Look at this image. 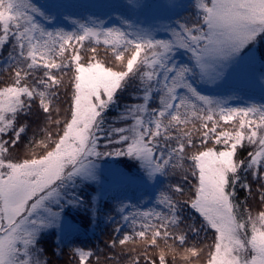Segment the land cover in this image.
<instances>
[{"label":"snow or ice","instance_id":"1","mask_svg":"<svg viewBox=\"0 0 264 264\" xmlns=\"http://www.w3.org/2000/svg\"><path fill=\"white\" fill-rule=\"evenodd\" d=\"M76 7L108 19L58 27ZM234 75L264 101V0H0V264H54L46 237L63 256L67 215L98 218L114 180L134 186L113 197L119 257L73 245L68 264H264V103L204 94ZM130 88L127 126L106 128ZM113 156L135 176L105 175Z\"/></svg>","mask_w":264,"mask_h":264},{"label":"trees","instance_id":"2","mask_svg":"<svg viewBox=\"0 0 264 264\" xmlns=\"http://www.w3.org/2000/svg\"><path fill=\"white\" fill-rule=\"evenodd\" d=\"M183 15L187 16L189 15L188 12L183 13ZM6 54V53H5ZM227 93H232L233 96H240L243 99H246L247 101L257 102L260 100L258 96L248 94L245 90H226ZM134 93L132 89H128V91L124 93H117V100L116 102L106 111L105 116V127L113 126V127H120V126H127L125 124L120 123V115L124 112L125 106L129 103L135 102L132 97ZM224 97H227L228 95H222ZM63 99V97H62ZM232 100V99H231ZM230 103H235L234 101H230ZM245 103V101H244ZM66 106V105H65ZM34 121L32 123V128L35 129L37 122L35 121V118H32ZM28 136H32V131L30 130L28 133ZM101 149H103V144L105 141L101 140ZM243 154V153H241ZM110 158V157H107ZM104 158V159H107ZM119 167H121L123 170H125L128 173L136 174L137 169L135 167L128 169L125 166V162L128 164L133 163L131 160H128L125 157H111ZM123 161V162H122ZM180 179V177L177 176H170L167 179H165V183H173ZM93 188V186H92ZM95 188V187H94ZM87 192H84L85 197L90 196L88 192L92 190L91 188H86ZM130 189L133 191L134 189L130 187ZM129 187L125 188L120 185H113L109 189H107V195L105 196V200L102 203H106L108 206L104 208V213L101 214L98 218L92 219L91 216L87 215L84 212H75V215L71 213L70 219L74 221L77 225V231L69 236H65L63 243H61L60 247L63 248L64 255L60 257H56L53 255L54 252L58 251L57 248V237L55 235H49L46 237V242L42 243V247L47 249V258L52 260L54 264H68V260L70 258L69 252L73 245H87L88 247H91L93 250H99L101 253L104 254H116L119 257V249L116 250H109L106 247V242L109 241L110 237H115L118 235L114 232V229L121 224L120 216L116 214L115 211H112V207L117 203L116 199H113V197L117 198H123L125 193L130 190ZM246 193L243 190L238 191V198L240 200H243ZM125 203L127 201L125 200ZM188 214V210L185 209V215ZM198 215V214H196ZM111 217L109 219L108 217ZM71 242V243H69ZM103 260V256H102Z\"/></svg>","mask_w":264,"mask_h":264},{"label":"rangeland","instance_id":"3","mask_svg":"<svg viewBox=\"0 0 264 264\" xmlns=\"http://www.w3.org/2000/svg\"><path fill=\"white\" fill-rule=\"evenodd\" d=\"M109 2H111V0H35V3H37L38 6H48V5H52V4L101 5V4H106ZM149 2H156V0H149ZM185 2H187V0H185ZM61 11H62V15L60 16L61 23L57 26L58 27H64L65 30H72V25L70 23L72 19L86 18L89 15L99 16L101 19H104L105 21H107V19H108L107 16L103 15L104 11H106V10L101 9L99 7H90L87 10H85L83 8L76 7V8H70L68 10H61ZM69 12L75 13V15L68 16ZM112 15L115 16L117 14L113 13ZM65 16H68V19H64ZM109 26H111V25H109ZM178 59L186 62L187 54H181L178 57ZM231 89L245 90L248 94L255 95V96H258L260 98V93L258 90H249L248 88H246L242 85L239 75L233 76V78L229 82V87L221 88V89H215L213 92H205L204 94L217 95V96H222V95L231 96V99H232L231 101L235 102V103H232L231 106L243 107L249 103H264V101H262L261 99L258 100L257 102H252V101H247L246 99H243L242 97L237 96V95L233 96L232 93H229V92L227 93V91H226V90H231ZM244 101H245V103H244ZM106 160L110 161V163L104 164L103 161H101V167L104 169L105 175H110V173L113 170H117V169L126 172L121 167H119V165H117V163L111 157L107 158ZM126 173H128V172H126ZM128 175L129 176H135V174H131V173H128ZM113 185H120V186H123L125 188L129 187V189H130V187H132L134 189V186H129L125 183L120 182L119 180H114V181L110 182L109 184H107L106 189H109ZM94 187H95V185H93V188ZM85 191L87 192V189H85ZM131 192H132V190L130 189L129 191H127L125 193V195L126 194L131 195ZM88 194L91 196L93 194L92 190H90L88 192ZM126 201H127V203H135V201H129V200H126ZM131 210L132 209H129V211H131ZM71 213H73L75 215V211H72L67 215L66 219H67L69 224L77 227L76 223L69 218ZM74 232H76V231H74ZM74 232H68L65 236H69V235L73 234Z\"/></svg>","mask_w":264,"mask_h":264}]
</instances>
